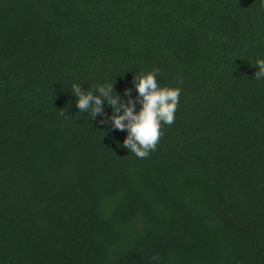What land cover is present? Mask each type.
<instances>
[{
    "label": "trees",
    "instance_id": "trees-1",
    "mask_svg": "<svg viewBox=\"0 0 264 264\" xmlns=\"http://www.w3.org/2000/svg\"><path fill=\"white\" fill-rule=\"evenodd\" d=\"M262 59L264 0H0V264H264ZM153 69L181 95L138 158L71 86Z\"/></svg>",
    "mask_w": 264,
    "mask_h": 264
},
{
    "label": "clouds",
    "instance_id": "clouds-1",
    "mask_svg": "<svg viewBox=\"0 0 264 264\" xmlns=\"http://www.w3.org/2000/svg\"><path fill=\"white\" fill-rule=\"evenodd\" d=\"M255 76L264 79V59L256 61ZM159 69L141 73L133 80L137 98H129L125 103L116 93L114 82L95 86L92 90L81 91L80 85L73 83L72 94L80 113H88L93 119L101 117V124L111 123L112 128L127 134L122 147L138 158H146L155 151L162 136L163 125H172L181 95L180 87H164L158 84ZM125 89V95L129 93ZM140 107L137 110L136 105ZM111 108L112 115L104 118V106ZM153 257V260H156Z\"/></svg>",
    "mask_w": 264,
    "mask_h": 264
}]
</instances>
